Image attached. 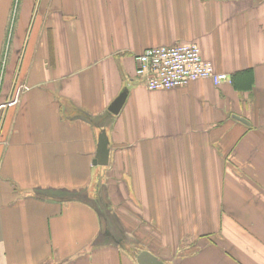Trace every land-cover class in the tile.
Listing matches in <instances>:
<instances>
[{"label":"crops","instance_id":"obj_1","mask_svg":"<svg viewBox=\"0 0 264 264\" xmlns=\"http://www.w3.org/2000/svg\"><path fill=\"white\" fill-rule=\"evenodd\" d=\"M183 43L229 80L140 82L138 54ZM16 97L0 264H264V0H0V104Z\"/></svg>","mask_w":264,"mask_h":264},{"label":"built area","instance_id":"obj_2","mask_svg":"<svg viewBox=\"0 0 264 264\" xmlns=\"http://www.w3.org/2000/svg\"><path fill=\"white\" fill-rule=\"evenodd\" d=\"M136 61L137 77L149 90H170L200 79L216 85L229 80L226 73L217 72L212 62L203 59L197 43L150 47L138 54ZM16 101L17 97L0 104V116L3 108Z\"/></svg>","mask_w":264,"mask_h":264},{"label":"water","instance_id":"obj_3","mask_svg":"<svg viewBox=\"0 0 264 264\" xmlns=\"http://www.w3.org/2000/svg\"><path fill=\"white\" fill-rule=\"evenodd\" d=\"M127 92L121 93L109 106V111L113 114L119 113L124 102L126 100ZM235 118L249 123L245 118L240 116H235ZM108 139L106 132L103 131L99 137V144L96 153V157L93 160L94 165H107L109 163L110 149L108 147ZM136 261L138 264H167L163 259H161L157 254L151 252L148 249L140 250L136 253Z\"/></svg>","mask_w":264,"mask_h":264},{"label":"trees","instance_id":"obj_4","mask_svg":"<svg viewBox=\"0 0 264 264\" xmlns=\"http://www.w3.org/2000/svg\"><path fill=\"white\" fill-rule=\"evenodd\" d=\"M234 86L239 90H248L254 84V74L252 70H245L236 73L233 78Z\"/></svg>","mask_w":264,"mask_h":264},{"label":"rangeland","instance_id":"obj_5","mask_svg":"<svg viewBox=\"0 0 264 264\" xmlns=\"http://www.w3.org/2000/svg\"><path fill=\"white\" fill-rule=\"evenodd\" d=\"M16 10H17V7H16V9H15V12H16ZM15 12H14V16H15ZM101 168H103V167H100V169ZM108 225V224H107ZM128 240V239H127ZM127 245L129 246V248L130 249H132V250H136V252L138 251V250H140L144 245L142 244V242H140V241H131V240H128V242H127Z\"/></svg>","mask_w":264,"mask_h":264}]
</instances>
